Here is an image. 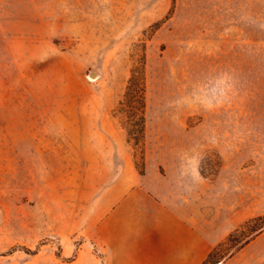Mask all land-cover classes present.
<instances>
[{
	"label": "rangeland",
	"instance_id": "374dc122",
	"mask_svg": "<svg viewBox=\"0 0 264 264\" xmlns=\"http://www.w3.org/2000/svg\"><path fill=\"white\" fill-rule=\"evenodd\" d=\"M143 56L136 144L115 109ZM136 187L205 260L244 224L208 264H264V0H0V264H101Z\"/></svg>",
	"mask_w": 264,
	"mask_h": 264
},
{
	"label": "crops",
	"instance_id": "0c3cea01",
	"mask_svg": "<svg viewBox=\"0 0 264 264\" xmlns=\"http://www.w3.org/2000/svg\"><path fill=\"white\" fill-rule=\"evenodd\" d=\"M164 197L133 188L110 206L101 223V264H202L205 237ZM128 234H125V233Z\"/></svg>",
	"mask_w": 264,
	"mask_h": 264
},
{
	"label": "trees",
	"instance_id": "16d2710c",
	"mask_svg": "<svg viewBox=\"0 0 264 264\" xmlns=\"http://www.w3.org/2000/svg\"><path fill=\"white\" fill-rule=\"evenodd\" d=\"M146 88V61L145 56H143L131 69L125 92L115 109V116L118 118L120 126L126 130L128 140L134 141L136 144L141 143L145 136L147 107ZM259 219H261V217L252 218L248 220L245 225L253 224ZM243 226L244 224L236 228L228 235L225 241L217 244L209 253L204 264L211 263L216 254H218L219 249L224 246L227 241H234L238 244L242 239L240 233H242ZM254 230L255 227H253L250 232Z\"/></svg>",
	"mask_w": 264,
	"mask_h": 264
},
{
	"label": "water",
	"instance_id": "95a60500",
	"mask_svg": "<svg viewBox=\"0 0 264 264\" xmlns=\"http://www.w3.org/2000/svg\"><path fill=\"white\" fill-rule=\"evenodd\" d=\"M91 75H92L93 77H97V73H95V72H92ZM221 263H222V262H218V264H221Z\"/></svg>",
	"mask_w": 264,
	"mask_h": 264
}]
</instances>
